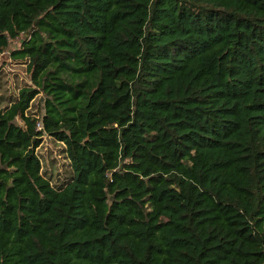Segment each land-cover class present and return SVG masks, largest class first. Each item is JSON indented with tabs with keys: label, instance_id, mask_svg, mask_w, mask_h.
Masks as SVG:
<instances>
[{
	"label": "trees",
	"instance_id": "1",
	"mask_svg": "<svg viewBox=\"0 0 264 264\" xmlns=\"http://www.w3.org/2000/svg\"><path fill=\"white\" fill-rule=\"evenodd\" d=\"M24 34L0 264H264V0H0V54Z\"/></svg>",
	"mask_w": 264,
	"mask_h": 264
},
{
	"label": "rangeland",
	"instance_id": "2",
	"mask_svg": "<svg viewBox=\"0 0 264 264\" xmlns=\"http://www.w3.org/2000/svg\"><path fill=\"white\" fill-rule=\"evenodd\" d=\"M24 37L26 34L19 39L12 40L8 50L0 54V111L7 108L17 98L21 88L31 84L26 71V61L15 59L10 55V50L19 48L20 41ZM41 102L42 96L37 95L31 102L27 113L42 110ZM17 121L22 124L20 120L17 119ZM63 150V144L48 135L43 136V141L37 149L43 174L56 183H62L70 177L69 161Z\"/></svg>",
	"mask_w": 264,
	"mask_h": 264
}]
</instances>
